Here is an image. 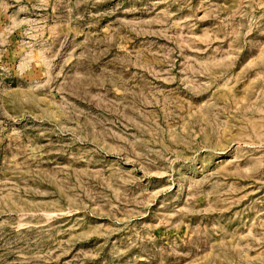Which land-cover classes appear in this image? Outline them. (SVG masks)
Returning <instances> with one entry per match:
<instances>
[{"label": "rangeland", "instance_id": "obj_1", "mask_svg": "<svg viewBox=\"0 0 264 264\" xmlns=\"http://www.w3.org/2000/svg\"><path fill=\"white\" fill-rule=\"evenodd\" d=\"M0 264H264V0H0Z\"/></svg>", "mask_w": 264, "mask_h": 264}]
</instances>
